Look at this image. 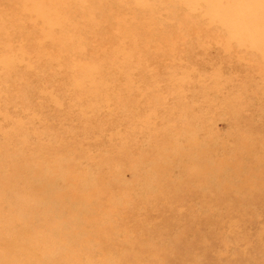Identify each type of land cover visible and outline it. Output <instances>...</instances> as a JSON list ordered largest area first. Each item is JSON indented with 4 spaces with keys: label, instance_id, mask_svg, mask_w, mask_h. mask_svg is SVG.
I'll return each mask as SVG.
<instances>
[{
    "label": "rangeland",
    "instance_id": "1",
    "mask_svg": "<svg viewBox=\"0 0 264 264\" xmlns=\"http://www.w3.org/2000/svg\"><path fill=\"white\" fill-rule=\"evenodd\" d=\"M0 264H264V0H0Z\"/></svg>",
    "mask_w": 264,
    "mask_h": 264
}]
</instances>
